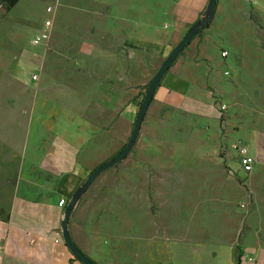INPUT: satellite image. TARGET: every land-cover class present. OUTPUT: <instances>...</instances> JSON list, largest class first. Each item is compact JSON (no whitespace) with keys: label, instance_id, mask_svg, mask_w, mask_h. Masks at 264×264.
Masks as SVG:
<instances>
[{"label":"rangeland","instance_id":"rangeland-1","mask_svg":"<svg viewBox=\"0 0 264 264\" xmlns=\"http://www.w3.org/2000/svg\"><path fill=\"white\" fill-rule=\"evenodd\" d=\"M228 1L225 13L215 11L202 30L214 42L210 69L226 86L211 100L219 117L161 107L153 98L126 158L99 173L71 210V225L105 232L109 250L147 260L169 232L217 233L221 227L208 222L213 212L219 222L226 207L222 189L244 191L233 170L239 163L233 146L249 143L257 125L264 126V13L251 0ZM47 6L54 9L49 39L33 45ZM115 8L98 0H19L10 8L0 1V217L14 196L57 198L55 176L39 166L57 135L77 141L81 158L90 153L86 178L128 142L147 80L129 77L128 64L117 58L130 31L120 27ZM37 56L34 66L30 58ZM19 67L28 70L25 75ZM138 96L127 121L120 104ZM249 199H237L234 208L243 231L254 226ZM80 244L88 249L87 242Z\"/></svg>","mask_w":264,"mask_h":264},{"label":"crops","instance_id":"crops-1","mask_svg":"<svg viewBox=\"0 0 264 264\" xmlns=\"http://www.w3.org/2000/svg\"><path fill=\"white\" fill-rule=\"evenodd\" d=\"M115 6L121 14L120 27L128 29L118 50V59L126 67L129 77L138 76L150 82L154 72L161 66L170 50L181 40L189 28L207 13L210 0H98ZM225 0H217L216 14H224ZM259 12L264 13V0H251ZM238 5L244 0H229ZM217 7V10H216ZM222 11V12H219ZM221 15V16H222ZM123 23H126L123 26ZM111 26V25H110ZM207 28V27H206ZM214 42L202 32L192 38L187 47L175 58L158 83L153 98L161 107L175 106L187 113L215 120L219 111L211 102L213 96L226 89L219 74L211 71L214 66L212 52ZM38 57V56H37ZM32 64L39 65L31 59ZM121 65H116V68ZM25 75L26 69L18 68ZM138 94V93H137ZM139 96L130 103L120 104L121 117L131 120L135 114ZM152 100V99H151ZM150 105V104H149ZM149 107V106H148ZM144 119V118H143ZM249 143V153L255 163L247 174L241 172L239 163L233 170L244 191L222 189L225 204L220 221L210 214L209 225L217 224L221 231L209 236L196 230H187L185 236L167 233L162 249H153L151 257L112 251L107 247L105 232L97 228L74 227L68 230L74 244L97 264H264V126L257 125ZM203 145V143H197ZM200 148H196L195 160L201 162ZM89 154L80 157L77 141L57 135L39 166L56 178V197L51 202L30 201L14 196L5 216L0 217V264H84L76 258L65 244L61 232L63 208L58 200H65L86 178L87 163L93 162ZM237 157V156H236ZM259 173L262 175L259 179ZM196 193L195 187H190ZM214 193V188H210ZM207 196L209 192L206 193ZM223 195V196H224ZM249 197L253 211L248 217L253 225L243 231L238 227L234 211L236 200ZM216 200V196L214 198ZM214 203V202H213ZM87 242L88 249L81 244ZM162 242V241H161ZM240 256L238 261V249Z\"/></svg>","mask_w":264,"mask_h":264},{"label":"water","instance_id":"water-1","mask_svg":"<svg viewBox=\"0 0 264 264\" xmlns=\"http://www.w3.org/2000/svg\"><path fill=\"white\" fill-rule=\"evenodd\" d=\"M217 3V0H210L208 3V9L206 15L203 17V19H200L195 24H193L189 30L186 32L185 35L181 38V40L173 47L172 50H170L167 57L162 62L161 66H159L152 76L150 82H148L147 85V91L145 97L142 99L140 109L135 116L134 120V127L133 131L131 132L130 138L126 145L122 147L114 156L112 159L100 164L97 166L93 171L90 172L89 176L84 179L82 184L70 195V198L68 200L67 205L64 207L63 210V216L61 220V232L64 236L65 244L68 246V248L71 250L73 255L78 258L82 263L84 264H97L92 259L89 258L86 254H84L74 243L73 238L70 235V232L68 230L69 225V217L71 210H73L74 206L76 205L79 196L85 191V189L88 187V185L93 181L94 178H96L99 173H101L104 169L107 167L119 163L124 158H126L127 153L129 152L130 148L133 146L134 141L137 137V132L140 130L141 123L143 121V116L145 115L148 106L150 104L151 99H153L156 87L158 83H160L163 75L165 74L166 70L171 66L173 61L176 57L180 54L181 51L184 50L185 45L190 42V40L193 38V36L197 35L199 29L202 27L204 22H209L213 19L214 13H215V5Z\"/></svg>","mask_w":264,"mask_h":264},{"label":"built area","instance_id":"built-area-1","mask_svg":"<svg viewBox=\"0 0 264 264\" xmlns=\"http://www.w3.org/2000/svg\"><path fill=\"white\" fill-rule=\"evenodd\" d=\"M46 12L48 13V16L44 19L41 30H38L32 36L31 42L33 45H39L45 41H48V39H49L50 31H51L52 26H53V19L51 17V15H53V13H54L53 7L47 6ZM221 56L222 57L227 56L226 50L221 52ZM225 74H227V73H225ZM36 79H38V75L33 74L31 76L30 80L35 81ZM220 109L225 110L224 104H221ZM233 148L236 149V156H237L238 161H239V165H240L239 168H240L241 172L247 174L249 171H251L252 167L254 166V163H255L254 156L249 153V151H248L249 148L245 143H243V144L236 143V144H234ZM58 203L62 208H64L68 203V199L65 200L64 198H60L58 200Z\"/></svg>","mask_w":264,"mask_h":264},{"label":"trees","instance_id":"trees-1","mask_svg":"<svg viewBox=\"0 0 264 264\" xmlns=\"http://www.w3.org/2000/svg\"><path fill=\"white\" fill-rule=\"evenodd\" d=\"M0 1L3 2V3L5 4L6 8H10V7L14 6L19 0H0ZM208 26H209V22H204L203 25H202V27L199 29L197 35H200V33L202 32V30L205 29V28L208 27ZM189 43H190V42H188V43L185 45L184 49L187 47V45H188ZM181 52H182V51H181ZM181 52H180V54H181ZM237 249H238V252H237V253H238V261H239L240 247H237Z\"/></svg>","mask_w":264,"mask_h":264}]
</instances>
